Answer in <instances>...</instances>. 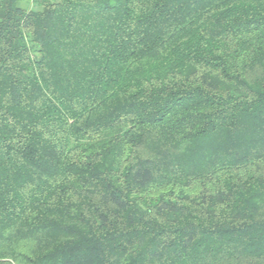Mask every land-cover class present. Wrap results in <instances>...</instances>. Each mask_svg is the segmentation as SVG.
<instances>
[{"label": "trees", "instance_id": "16d2710c", "mask_svg": "<svg viewBox=\"0 0 264 264\" xmlns=\"http://www.w3.org/2000/svg\"><path fill=\"white\" fill-rule=\"evenodd\" d=\"M0 264H264V0H0Z\"/></svg>", "mask_w": 264, "mask_h": 264}]
</instances>
